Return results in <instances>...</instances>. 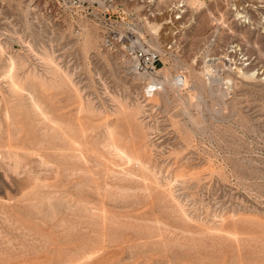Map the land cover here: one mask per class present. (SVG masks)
<instances>
[{"label":"rangeland","instance_id":"374dc122","mask_svg":"<svg viewBox=\"0 0 264 264\" xmlns=\"http://www.w3.org/2000/svg\"><path fill=\"white\" fill-rule=\"evenodd\" d=\"M185 1L0 0V264H264V22Z\"/></svg>","mask_w":264,"mask_h":264},{"label":"built area","instance_id":"2783aa9c","mask_svg":"<svg viewBox=\"0 0 264 264\" xmlns=\"http://www.w3.org/2000/svg\"><path fill=\"white\" fill-rule=\"evenodd\" d=\"M133 1V0H131ZM144 2L145 0H141ZM212 1V0H204ZM228 5V8L234 13H243L251 14L253 12H259L262 16L264 22V0H220ZM173 15L175 19H182L185 10V0H175L172 5ZM131 14H134L135 11H130ZM105 30L104 33V45L111 48H116L118 46H124L129 49L130 60L132 62V68L134 72L138 75L139 78H142L146 82L145 95L153 96L155 93L162 91V86L157 84L154 80L157 74L163 69V59L166 51L172 48L170 43L168 47H163L161 50H154L151 48L150 44L146 42L141 36H133L129 38L125 34L120 33L118 27L119 22L108 15L105 17ZM243 60L238 62L242 64ZM236 62H233V66ZM163 72V71H162ZM210 76V73L207 72ZM176 77V80L182 82L186 75L179 73Z\"/></svg>","mask_w":264,"mask_h":264},{"label":"bare ground","instance_id":"6f19581e","mask_svg":"<svg viewBox=\"0 0 264 264\" xmlns=\"http://www.w3.org/2000/svg\"><path fill=\"white\" fill-rule=\"evenodd\" d=\"M198 1H200V0H198ZM200 3V2H199ZM185 4H187L186 3V1H185ZM194 4H195V2H194ZM194 4H192V6L194 5ZM11 62V61H10ZM210 72H212V69L210 70ZM162 73V71H160L158 74H157V76L155 77V81L157 82V84H160L161 86H162V90H163V85H170V87H171V89L172 90H175V91H177L178 93L177 94H180L181 96H184L185 94H184V92H182V90H180L179 88H178V84L179 83H181L179 80L177 81H173V80H170L169 78H168V76L166 75V74H161ZM254 74V73H253ZM159 92H162V91H159ZM158 92V93H159ZM28 96H30V95H28ZM33 97V96H32ZM187 97V96H186ZM186 97H183V98H186ZM186 100V99H185ZM185 102V101H184ZM205 103V102H204ZM37 106V105H36ZM187 106V105H186ZM188 108V107H187Z\"/></svg>","mask_w":264,"mask_h":264}]
</instances>
